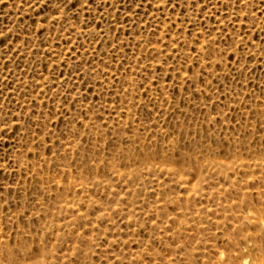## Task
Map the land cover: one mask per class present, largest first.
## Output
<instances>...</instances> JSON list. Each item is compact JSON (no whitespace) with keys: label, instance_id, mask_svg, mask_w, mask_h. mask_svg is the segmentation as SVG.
<instances>
[{"label":"rangeland","instance_id":"obj_1","mask_svg":"<svg viewBox=\"0 0 264 264\" xmlns=\"http://www.w3.org/2000/svg\"><path fill=\"white\" fill-rule=\"evenodd\" d=\"M0 264H264V0H0Z\"/></svg>","mask_w":264,"mask_h":264}]
</instances>
